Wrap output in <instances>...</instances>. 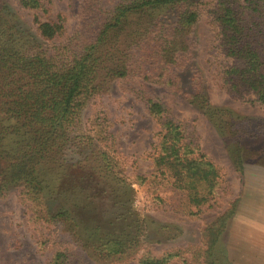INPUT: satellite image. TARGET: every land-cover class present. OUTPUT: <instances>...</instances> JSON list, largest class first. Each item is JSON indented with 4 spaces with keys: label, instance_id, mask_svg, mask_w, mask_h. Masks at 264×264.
<instances>
[{
    "label": "trees",
    "instance_id": "1",
    "mask_svg": "<svg viewBox=\"0 0 264 264\" xmlns=\"http://www.w3.org/2000/svg\"><path fill=\"white\" fill-rule=\"evenodd\" d=\"M16 2L48 12V0ZM202 15L213 31L222 85L238 96L252 95L264 108V0H76L72 30L58 42L64 30L60 15L34 16L36 35H24L0 9V159L6 162L0 198L15 190L30 219L71 231L100 260H117L134 249L138 234L82 240L70 211L52 212L46 202L47 179L59 178L68 161L111 186L133 183L126 181L120 164L125 156L113 143L105 114L94 116L85 133L77 130L86 104L118 83L143 102L159 126L152 174L185 191L193 206L206 203L219 185V168L200 150L190 126L173 118L148 88L176 92L204 109L238 170L243 139L264 137V121L213 107L204 95L203 75L194 65ZM135 177L134 182L144 180ZM229 215L208 226L201 264H216V243ZM174 255L142 254L137 264H166ZM51 264H69L67 252L57 249Z\"/></svg>",
    "mask_w": 264,
    "mask_h": 264
},
{
    "label": "rangeland",
    "instance_id": "2",
    "mask_svg": "<svg viewBox=\"0 0 264 264\" xmlns=\"http://www.w3.org/2000/svg\"><path fill=\"white\" fill-rule=\"evenodd\" d=\"M0 9L13 18L24 35H36L34 16L54 20L60 15L64 30L54 39L58 42L72 30L76 0H48L46 14L22 8L16 0H0ZM196 33L194 65L203 75L204 95L210 105L264 121V108L252 95L238 96L222 85L213 31L205 15L200 17ZM187 76H183L184 80ZM148 90L166 104L173 118L190 126L200 150L219 168L220 182L208 201L193 206L185 191L173 188L167 178L152 174L151 154L159 126L143 102L125 85L115 83L108 93L86 104L77 130L85 133L94 116L105 114L113 143L125 156L120 164L126 181L133 183L129 188L111 186L68 161L59 178L49 183L47 179L46 202L52 212L60 207L70 211L81 225L82 240L97 243L102 238L126 239L138 234L136 247L128 249L129 253L120 259L100 260L87 252L83 242H76L71 231L30 219L15 190L9 189L0 198V264H51L57 249L67 252L69 264H137L142 254L162 256L168 252L176 255L166 264H201L208 226L230 211L216 243V264H264V253L245 255L238 250V242H229L232 219L251 215L264 221V137L243 139L238 170L224 137L204 109L176 92L156 87ZM5 166L0 159V180ZM138 175L144 177L141 183L134 182Z\"/></svg>",
    "mask_w": 264,
    "mask_h": 264
},
{
    "label": "crops",
    "instance_id": "3",
    "mask_svg": "<svg viewBox=\"0 0 264 264\" xmlns=\"http://www.w3.org/2000/svg\"><path fill=\"white\" fill-rule=\"evenodd\" d=\"M229 242H238V250L249 256L264 253V221L252 218H234L230 226Z\"/></svg>",
    "mask_w": 264,
    "mask_h": 264
}]
</instances>
